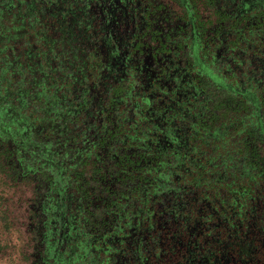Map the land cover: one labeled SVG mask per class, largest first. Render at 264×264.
Instances as JSON below:
<instances>
[{
	"label": "flooded vegetation",
	"instance_id": "flooded-vegetation-1",
	"mask_svg": "<svg viewBox=\"0 0 264 264\" xmlns=\"http://www.w3.org/2000/svg\"><path fill=\"white\" fill-rule=\"evenodd\" d=\"M10 1L15 9L20 8L21 0ZM25 1L29 15L37 18L40 9L36 10V0ZM75 1L85 25L88 56L99 63L91 82L87 80L89 74L80 75L82 101L78 109L91 111L94 124L93 140L71 159L80 166L81 192L70 194L67 176L66 182L59 178L65 188L61 202L56 198L52 204L48 198L51 187H46V195L36 205L35 184L8 176L4 155H9V162L22 173L36 174L33 166L38 160L42 166L54 164L51 152L44 149L46 141L31 139L29 127L20 130L26 123L19 115L6 127L0 123L1 170L13 187L19 189L23 183L30 191L25 202L31 264L37 258L36 246L44 242L50 249L55 245L51 257L56 252L66 255L63 264H75L87 254L98 264H128L129 259L131 264H146L145 257L135 255L137 247L144 245L142 241L150 230L161 228L166 210H175L173 200L166 205L165 200L176 197L181 187L175 182L170 163L184 166L185 155H205L200 144H207L220 129L217 126L212 130L211 125L220 102L226 99V88L219 79L227 68L219 73L216 67L225 59V40L216 44L214 52L209 50L211 9L203 0H197L195 9L202 25L193 14L191 0ZM66 4L71 5L67 0H54L46 7L49 16L55 12L64 31L69 29L64 18ZM54 26L48 17L45 27L52 30ZM17 34L22 35L23 30ZM220 110L225 112L224 106ZM126 154L132 158H126ZM160 155L165 157L161 159ZM66 161H57L56 165H65ZM118 161L128 167H113ZM134 162L145 170L131 175L130 180ZM100 165L102 170L98 171ZM69 167L65 165L59 173L64 174ZM47 180L46 186L56 181ZM117 202L124 206L116 208ZM35 205L43 211L37 218L38 233L34 232L31 213ZM85 209L92 228L87 231L80 224Z\"/></svg>",
	"mask_w": 264,
	"mask_h": 264
},
{
	"label": "trees",
	"instance_id": "trees-1",
	"mask_svg": "<svg viewBox=\"0 0 264 264\" xmlns=\"http://www.w3.org/2000/svg\"><path fill=\"white\" fill-rule=\"evenodd\" d=\"M53 1L36 0V10H40L33 18L27 1L21 0L17 10L13 1L0 0L5 6L0 7V123L6 127L19 115L26 123L20 130L29 127L31 139L46 141L44 149L51 152L55 164L42 166L38 160L33 166L36 174L22 173L9 162V155H4V169L12 180L35 184L36 205L46 195V187H51L48 198L52 204L56 198L61 202L65 188L59 178L64 182L69 179L70 194L81 192L80 166L71 159L82 152V146L88 145L94 134L93 113L78 109L82 101L80 75L89 74L87 80L91 82L99 63L88 56L85 25L78 16L76 1L67 0L71 4H66L64 17L68 31L61 29L55 12L49 16L46 7ZM203 1L211 9L209 50L214 52L222 39L226 46L225 59L216 66L219 73L227 68L219 79L226 88V99L220 102L211 125L212 130L217 126L220 129L207 144H200L205 155H185L184 166L170 163L175 182L181 187L176 197L166 198L165 205L173 200L175 210L165 207L161 228L150 230L135 255L145 257L146 264H264V0ZM191 3L202 25L196 13L197 0ZM48 17L55 24L52 30L45 27ZM70 21L74 25L70 26ZM21 30L23 34H17ZM223 106L225 112L220 110ZM64 160L70 167L61 175L59 170L65 165L56 163ZM124 161L113 167H128ZM142 169L143 165L134 162L130 180ZM71 171L75 176L69 175ZM101 175L106 176L103 172ZM47 179L56 181L46 186ZM36 205L31 213L34 232L38 233L37 218L43 211ZM122 206L123 202H117L116 208ZM83 212L82 229L91 230V222L86 219L88 210ZM54 247L52 244L51 249ZM36 248L35 264L65 263L66 255L56 252L51 257L45 242ZM92 258L88 254L80 256L75 264H98Z\"/></svg>",
	"mask_w": 264,
	"mask_h": 264
},
{
	"label": "rangeland",
	"instance_id": "rangeland-1",
	"mask_svg": "<svg viewBox=\"0 0 264 264\" xmlns=\"http://www.w3.org/2000/svg\"><path fill=\"white\" fill-rule=\"evenodd\" d=\"M13 187L0 165V264H31V242L26 227V184Z\"/></svg>",
	"mask_w": 264,
	"mask_h": 264
}]
</instances>
